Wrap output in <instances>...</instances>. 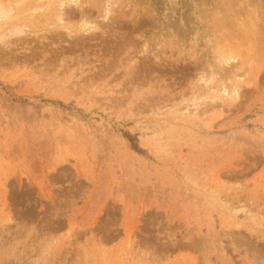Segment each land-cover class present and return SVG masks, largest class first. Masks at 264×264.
I'll list each match as a JSON object with an SVG mask.
<instances>
[{
  "label": "rangeland",
  "instance_id": "1",
  "mask_svg": "<svg viewBox=\"0 0 264 264\" xmlns=\"http://www.w3.org/2000/svg\"><path fill=\"white\" fill-rule=\"evenodd\" d=\"M76 1L0 0V264H264V0Z\"/></svg>",
  "mask_w": 264,
  "mask_h": 264
},
{
  "label": "bare ground",
  "instance_id": "2",
  "mask_svg": "<svg viewBox=\"0 0 264 264\" xmlns=\"http://www.w3.org/2000/svg\"><path fill=\"white\" fill-rule=\"evenodd\" d=\"M21 1H24V0H19V3H21ZM27 1H28V0H27ZM40 1H41V0H40ZM66 1H67V0H66ZM74 1H76V0H74ZM77 1H78V0H77ZM77 1H76V2H77ZM59 2H60V1H59ZM76 2H75V3H76ZM29 3H30V2H29ZM71 3L73 4V2H71ZM82 3H83V2H82ZM16 4H17V3H16ZM21 4H22V3H21ZM21 4H20V5H21ZM27 4H28V3H27ZM33 4H34V3H33ZM58 4H59V3H58ZM63 4H64V3H63ZM72 4H71V5H72ZM78 4H79V3H78ZM18 5H19V4H18ZM20 5H19V6H20ZM52 5H53V4H52ZM11 6H12V5H11ZM27 6H28V5H27ZM61 6H62V5H60V10L62 9ZM81 6H82V5H81ZM33 7H34V5H33ZM33 7H32V8H33ZM55 7H56V6H55ZM82 7H83V6H82ZM14 8H15V7H14ZM25 8H26V7H25ZM69 8H70V7H69ZM76 8H77V6H76ZM35 10H36V9H35ZM60 10H59V11H60ZM65 10H66V9H65ZM81 10H82V9H81ZM51 11H52V10H51ZM55 11H56V10H55ZM24 12H25V11H24ZM24 12H23V13H24ZM34 12H35V11H34ZM61 12H62V11H61ZM61 12H58V13L60 14ZM21 13H22V12H21ZM58 13H57V15H58ZM83 13H84V12H83ZM65 14H66V13H65ZM60 15L62 16V14H60ZM60 15H59V18L61 17ZM22 17H23V16H22ZM26 18H27V17H26ZM59 18H58V19H59ZM22 19H23V18H22ZM55 19H56V17H55ZM47 20H48V19H47ZM62 20H63V19H62ZM62 20L59 19L58 21H62ZM54 22H55V21H54ZM9 24H10V23H9ZM38 25H39V24H38Z\"/></svg>",
  "mask_w": 264,
  "mask_h": 264
},
{
  "label": "trees",
  "instance_id": "3",
  "mask_svg": "<svg viewBox=\"0 0 264 264\" xmlns=\"http://www.w3.org/2000/svg\"><path fill=\"white\" fill-rule=\"evenodd\" d=\"M131 139V138H130ZM131 141H132V143H133V140L131 139ZM134 147H135V145H134Z\"/></svg>",
  "mask_w": 264,
  "mask_h": 264
}]
</instances>
